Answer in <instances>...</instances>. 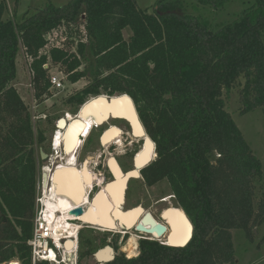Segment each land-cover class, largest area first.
Instances as JSON below:
<instances>
[{
    "label": "trees",
    "instance_id": "16d2710c",
    "mask_svg": "<svg viewBox=\"0 0 264 264\" xmlns=\"http://www.w3.org/2000/svg\"><path fill=\"white\" fill-rule=\"evenodd\" d=\"M234 1L193 0L214 10ZM248 4L233 23L210 29L179 0H159L151 13L135 0H70L26 12L19 22L5 18L0 0V264H31L27 242L40 181L36 145L45 131L34 133L13 87L20 48L37 105L50 96L43 69L48 59L65 68L70 83L89 80L72 102L101 94L134 101L156 155L145 180L166 181L193 225L184 247L141 240L137 257L120 254L105 264H235L232 232L252 242L253 230L264 223V192L257 198L255 186L261 162L222 100L240 87V115L264 107V0ZM76 25L85 36L76 54L55 47L41 54L49 33ZM79 244V259L89 257L92 240L80 237Z\"/></svg>",
    "mask_w": 264,
    "mask_h": 264
},
{
    "label": "rangeland",
    "instance_id": "374dc122",
    "mask_svg": "<svg viewBox=\"0 0 264 264\" xmlns=\"http://www.w3.org/2000/svg\"><path fill=\"white\" fill-rule=\"evenodd\" d=\"M69 1L70 0H5L7 8L8 6L10 7V18L15 22H19L23 14H25L26 12L32 13L36 9H40L47 4H52L54 6H63ZM135 1L138 9L147 10L149 13H151L153 11L154 4L159 0ZM179 1L182 3L185 11L188 14L194 15L195 17L201 18V20L207 21L208 27L210 29H217L223 25L231 24L236 21L242 10L248 7V3L251 0H235L234 2L226 4L225 7L220 10H214L209 6H197L193 2V0ZM5 15H7V13ZM10 18L8 17V19ZM77 26L78 25L70 27L69 29L63 27L49 33L47 35L48 44L44 49L41 50V54L48 55L50 49L54 47L62 49L69 54H76L78 44L85 42L83 28L82 26ZM130 36L131 30L129 28L124 29V39L128 40ZM47 61L48 68L45 69L47 70V75H58L59 77L63 78L62 83L65 90L61 91V93L57 95V98H62V95L64 94L67 95L73 92L81 91L88 86L89 80L87 78H83L76 83H70L65 74L66 70L62 65L53 63L49 59ZM87 65L88 64L83 63L80 70H82L84 67H87ZM16 67L17 76L15 82L13 83V87L16 89L21 99L24 101L32 116V126L34 133L36 134L38 130L47 129V124H45L44 121L41 120L43 119L41 117L46 116L47 118L51 119V121H54L59 115H61L63 107L61 105V102L54 101L52 99L42 104L40 102L39 106L34 103L33 92L30 86L31 74L29 70V62L28 58L24 55L22 48H20L16 59ZM242 83L243 80H241V84ZM239 89L240 87H235L227 93L224 92L222 100L224 102L225 109L231 115L233 121L242 133L248 146L261 162L262 174L255 183L257 198H259L260 195H262V193L264 192V107H260L246 115H240L241 105L239 103ZM58 92L56 90H52V94H57ZM90 98L91 97H88V99ZM36 105L38 107H36ZM152 157L153 159H155L156 155H153ZM38 170L41 177L42 169L39 168ZM39 187H41V181H39L36 193L38 192ZM152 193L158 195V198L160 200L167 199L168 197L171 198L163 204L160 203L158 205H153L152 207L146 208V210L152 211L153 214L160 219L162 214L167 209L171 208V206L173 208L180 209L166 181L157 183L152 188ZM83 226L84 225H82V228ZM123 232L124 231H122V229L115 231L107 230L106 232H101V234L95 235L93 230L85 229L81 233L80 237H83V239L95 240L92 245L93 252L98 248H104L105 246H108L110 242H112L116 243L117 245L115 255L122 254L126 256V258L128 257L127 259L137 257L139 254V242L141 240H148L149 237H146L143 234L129 231V235L123 238ZM253 232L254 240L252 242H248L242 232H232V241L235 250V264H264V243H262V238L264 236V223L261 226L255 228ZM157 241L161 244H165L164 240ZM131 246L132 248H130ZM80 251L81 250L79 244L77 264H101L96 263L92 256L80 260ZM12 262L17 261L13 260L9 263Z\"/></svg>",
    "mask_w": 264,
    "mask_h": 264
},
{
    "label": "flooded vegetation",
    "instance_id": "af4514ba",
    "mask_svg": "<svg viewBox=\"0 0 264 264\" xmlns=\"http://www.w3.org/2000/svg\"><path fill=\"white\" fill-rule=\"evenodd\" d=\"M64 90L65 89L59 90V92L57 91V94H52V91H50V96L41 102L42 104L49 101L50 99L59 101L61 102L63 110L61 111V115H59L54 121H51V119L47 118L46 116H40L43 118L41 120L47 124V129H45L43 138L41 142L36 145V147L38 153V169L41 168L42 171H50L47 178V188L53 185L52 177H54L57 173L56 170L59 169L60 166H67L70 159L72 160L73 168L78 170L77 172L81 175V180H83V178L87 179V182L83 183L85 188L83 199L85 200L82 199L79 204L82 205V213L78 216L68 215L69 218L67 220L73 222L72 224L81 225L83 222L79 219V217L83 216L90 210L93 202L100 198L102 194L106 195L108 187L118 183V181L120 183L122 180H125L126 183H124L125 185L123 188L122 201L119 205V209L122 214L136 212V210L140 208L142 212L139 214L136 222L139 221L146 213L150 214L156 221L161 222V219L155 216L152 211L146 210V208L152 207L153 205H158L160 203L163 204L166 201L160 200L158 195L152 193V188L157 183L149 185L147 184L144 177L143 172L154 160L152 156L155 155V152L153 146L149 161L142 165L145 145L148 141L151 143L152 140L147 135L141 120L140 113L134 101L131 99L134 103L136 119L144 131L143 135L135 134L133 128L134 123L127 119L125 115L114 116L111 113L104 115L101 114L100 117H88L87 121H91V123L93 122V125L91 124L90 128L86 127L84 123L86 120L81 116L83 109L95 101H98V97L105 96L109 98V96L106 94H101L90 96V99L86 98L82 102H72V100L81 99L79 94H81L84 89L67 95L64 94L62 95V98H57V95H59L61 91ZM61 122H63L62 133L64 134L69 128L70 124H76L81 127V131H79L77 134V143L70 153L65 152V146L62 141L61 145H55V135L60 129L59 127ZM145 136L147 137L148 141L145 139ZM40 151L46 155L45 159L41 158ZM115 172L119 173L118 178L115 176ZM40 181L42 184L41 177ZM115 223H117L116 220ZM85 229L93 230L95 235L107 231L102 230L101 227L98 226L90 227L89 225H84L83 228L78 232L77 255L79 250V238ZM122 231H124L122 233L123 238L129 235V231L135 232L133 229L125 230L124 228H122ZM94 241L95 240L92 239V245ZM108 246L111 247L115 253L117 248L116 243L110 242ZM104 248H98L93 252V248L91 246L90 256L93 257L95 253L103 250ZM17 263L19 264L18 261Z\"/></svg>",
    "mask_w": 264,
    "mask_h": 264
},
{
    "label": "bare ground",
    "instance_id": "6f19581e",
    "mask_svg": "<svg viewBox=\"0 0 264 264\" xmlns=\"http://www.w3.org/2000/svg\"><path fill=\"white\" fill-rule=\"evenodd\" d=\"M99 98H102L103 100L95 101L89 106H86L83 109V112L81 113L82 118H85L86 120V121L84 120L86 127L90 128L91 124L93 123V122L91 123V121L90 122L87 121L88 117L90 118L92 116L100 117L101 114L104 115L107 113L108 114L111 113L114 116L125 115V117L131 121L130 104L128 101H126V98L113 100L110 103V105H106V101H108L107 97L100 96ZM62 124L63 122H61L59 127L60 129L57 131L55 135V145L56 146L61 145V141H62L65 146L64 147L65 152L70 153L77 143V134L79 131H81V127L76 124H72V125L70 124L69 128L66 130L64 134L62 133L63 132ZM133 128L135 134H141L140 126L138 124L134 123ZM152 147L153 145L150 142H148L145 145L144 159L142 165H144L149 161ZM59 169L61 170H59V172H57L55 176L52 177L53 185H51L52 186L51 190L53 195L52 194L48 195L46 193L47 196L46 204L49 208L54 209L56 212H63V215L60 217L59 220H57V227L60 230H62L63 232H69L71 235H76V232L82 229V225H89L90 227L98 226L101 227L102 230H108V231L120 230L122 228H124L125 230H131V227L135 224L142 210L140 208L138 209L136 208L137 209L136 212H132V213L128 212L127 214H122V212L120 211L119 205L121 204L122 201L123 188L125 185L124 183H126L125 180H122V182L120 183L118 181V183L108 188L106 187L107 194L106 195L102 194L100 198H98L97 200H95V202H93L92 206L90 207V210L83 216L79 217V219L83 222L81 225L70 224L67 220V218H69L68 214H64V213L65 211H68L72 207L78 206L80 204V202L84 197V192H85L83 183L84 182L86 183L87 179L83 178V180H81V175L77 172L78 170L73 168V163L71 159L69 160L67 166H60ZM47 172L49 174L50 171ZM114 174L117 178L119 177L118 172H115ZM170 199L171 198L168 197L167 199H164V201L167 202ZM170 209H177V208H173L171 206ZM182 216L183 214L181 213L180 210L179 212L170 210L163 215V217L165 218L164 219L165 222L168 224V226L171 229V236L169 240L161 239L164 240V243L167 242L170 244H174L179 242V240L183 238V236L186 233L187 225L181 219ZM115 220L117 223H115ZM138 234H143L146 237H149L144 233H138ZM71 246L72 244L70 243L67 244L66 249L67 250L70 249ZM130 248H132V246ZM107 256H108V251H104L98 255V259L103 260L106 259ZM8 264H18V263L12 262Z\"/></svg>",
    "mask_w": 264,
    "mask_h": 264
},
{
    "label": "built area",
    "instance_id": "2783aa9c",
    "mask_svg": "<svg viewBox=\"0 0 264 264\" xmlns=\"http://www.w3.org/2000/svg\"><path fill=\"white\" fill-rule=\"evenodd\" d=\"M47 68L48 64L43 65L44 70ZM62 79L58 75H50L49 92L64 89ZM51 189L52 186L46 189L39 187L36 193L32 233L27 242L30 249L31 264H77V238L79 230L76 232V235H71L69 232H63L57 227V220L60 219L63 212H56L47 206L46 193L48 195L52 194ZM77 207H82V205L74 206L68 211ZM68 211H65L64 214H67ZM68 222L70 224L73 223ZM69 243L72 246L67 250L66 246Z\"/></svg>",
    "mask_w": 264,
    "mask_h": 264
},
{
    "label": "water",
    "instance_id": "95a60500",
    "mask_svg": "<svg viewBox=\"0 0 264 264\" xmlns=\"http://www.w3.org/2000/svg\"><path fill=\"white\" fill-rule=\"evenodd\" d=\"M82 19H84V16H82ZM121 98H126V101L129 102L131 121H133V123L138 124L140 126V131H141L140 135H143L144 131L142 130L141 125L139 124V122L136 119L134 103L128 95L122 94L119 96L109 97L108 101H106V105H110V103L113 100H118ZM97 100H103V99L98 97ZM146 139H147V137H146ZM147 141H148V139H147ZM153 146H154V144H153ZM40 156L42 159H45V157H46V155L42 151H40ZM59 170H61V169H57L56 172H59ZM41 178H42V184H41L42 188L46 189L47 188L48 172L42 171ZM170 210H173L175 212H179L180 209H178V208L177 209H170V208L167 209L161 216V222L156 221L150 214L146 213V214H144V216L139 221L135 222V224L131 227V229L133 228V230L136 233H144V234L148 235L149 236L148 240H155V241L161 240V239L169 240V238L171 236V229L168 226V224L165 222V220H164L165 218L163 217V215ZM180 211L183 214L181 219L187 225L186 233L183 236V238L181 240H179V242H177V243H174V244H170L167 242L165 243V245L170 246V247H184L190 242V240L192 239V236H193V225H192L191 221L186 216V214L183 212V210H180ZM81 213H82V208L77 207L76 209L68 211L67 214L69 216L70 215L78 216ZM104 251H108L107 258L103 259V260H99L98 255ZM115 256L116 255H115L113 249L109 246H106L103 250H101V251H99L93 255L95 262L101 263V264H105V263H109V262L113 261L115 259Z\"/></svg>",
    "mask_w": 264,
    "mask_h": 264
},
{
    "label": "crops",
    "instance_id": "0c3cea01",
    "mask_svg": "<svg viewBox=\"0 0 264 264\" xmlns=\"http://www.w3.org/2000/svg\"><path fill=\"white\" fill-rule=\"evenodd\" d=\"M8 10H7V15H5V18L6 19H8V17L10 18V7L8 6V8H7ZM9 11V12H8ZM10 20H11V18H10Z\"/></svg>",
    "mask_w": 264,
    "mask_h": 264
},
{
    "label": "clouds",
    "instance_id": "9594fccd",
    "mask_svg": "<svg viewBox=\"0 0 264 264\" xmlns=\"http://www.w3.org/2000/svg\"><path fill=\"white\" fill-rule=\"evenodd\" d=\"M151 144H153V143L151 142Z\"/></svg>",
    "mask_w": 264,
    "mask_h": 264
}]
</instances>
